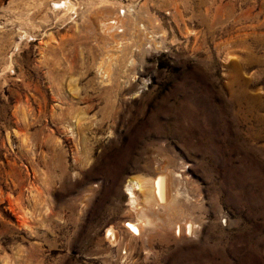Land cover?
<instances>
[{"label": "rangeland", "instance_id": "obj_1", "mask_svg": "<svg viewBox=\"0 0 264 264\" xmlns=\"http://www.w3.org/2000/svg\"><path fill=\"white\" fill-rule=\"evenodd\" d=\"M0 264H264V0H0Z\"/></svg>", "mask_w": 264, "mask_h": 264}, {"label": "bare ground", "instance_id": "obj_2", "mask_svg": "<svg viewBox=\"0 0 264 264\" xmlns=\"http://www.w3.org/2000/svg\"><path fill=\"white\" fill-rule=\"evenodd\" d=\"M116 22H117V19L116 20H113L111 23H114V24H116ZM111 23H109V24H111ZM109 24L108 25H106V23H105V26H109ZM116 25H118V24H116ZM116 25H110V27H116ZM161 175H165L164 173L163 174H161ZM159 176V175H158ZM165 176H160L158 179H157V192H158V194H159V198L161 199V200H164L165 199V196H166V179L164 178ZM141 181V179L140 180H132L131 182H130V184H131V187H130V189H131V194L133 195V192L134 191H132V189L134 188L135 189V187L136 186H138V187H140L141 188V190H143V188L141 187V186H143L144 187V184L143 183H145V182H143L142 181V183L140 182ZM167 181H169V180H167ZM169 183V182H168ZM143 184V185H142ZM154 185V184H153ZM168 185V184H167ZM154 187V186H153ZM169 187V186H168ZM167 187V188H168ZM156 189V188H155ZM136 190V189H135ZM140 190V191H141ZM171 190V189H170ZM143 191H146L145 190V187H144V190ZM142 191V192H143ZM168 192V191H167ZM135 193V192H134ZM154 194V193H153ZM157 195V194H156ZM134 196V195H133ZM136 196V195H135ZM138 196V195H137ZM168 196V195H167ZM136 198V197H135ZM135 198H131V200L133 199V201H135L134 199ZM167 199V198H166ZM132 201V202H133ZM135 204V203H134ZM142 218V217H141ZM141 220V222L143 221L142 219H140ZM148 222V221H147ZM145 223H146V221H145ZM139 225H140V223H139ZM138 225V223L136 222H129L128 223V226H129V228H132L131 229V231L133 232V234H141V228H140V226ZM142 225H144V222L142 223ZM146 225V224H145ZM193 224H191V223H189L188 224V230H189V232H190V234H192L191 233V230H192V228H193V226H192ZM180 226L178 227V231L180 232Z\"/></svg>", "mask_w": 264, "mask_h": 264}]
</instances>
